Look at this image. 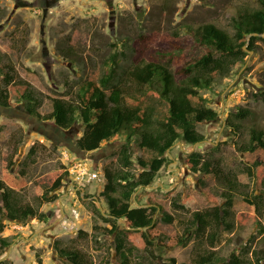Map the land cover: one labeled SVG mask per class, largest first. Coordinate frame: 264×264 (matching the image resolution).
<instances>
[{"label": "rangeland", "instance_id": "374dc122", "mask_svg": "<svg viewBox=\"0 0 264 264\" xmlns=\"http://www.w3.org/2000/svg\"><path fill=\"white\" fill-rule=\"evenodd\" d=\"M260 6L257 0H0V60L1 63H12L20 77L31 82L43 97L38 110L47 113L51 110L50 96L64 95L68 90L66 82L76 87L77 82L90 75L109 73L112 65L122 80L130 82L128 71L150 58L175 70L180 61L166 57V50L172 49L175 43L170 38L173 30H179L183 51L188 57L199 46L187 27L196 28L211 22L233 34L231 18L239 11ZM255 44V49L251 53L248 51L228 76L221 77L212 87L200 90L207 100L206 105L217 111L218 116L197 123L203 140L194 144L179 140L167 151V161L148 186V189L157 190L159 198L164 192H169L170 196L193 193L194 209L211 204L198 188L199 174L191 172L184 161L189 149L221 159L227 169L242 171L246 162L238 145L248 138L250 125L262 127L264 123V37L257 39ZM113 58L117 63L112 62ZM13 101V106L0 105V178L7 153L17 150L13 168L25 166L26 169L25 182L19 193L24 200L36 204L37 187H49L64 171L65 154L78 155L75 153L78 149L76 140L84 125L77 120L72 126L62 128L53 120L30 114L24 101ZM129 101L139 103V100ZM239 107L248 108L251 113L245 118L233 119L242 124L234 135L225 119ZM125 137V132H119L102 141L96 150L79 151V156L87 157L100 171V178L86 186L82 195L81 189L75 187L67 175L57 190V199L40 204L39 210L47 214L44 220L33 218L20 223L4 218L5 228L0 235L8 237L10 244L0 248V260H7V264H39V256L41 264H69L57 250V247L66 246L88 253L93 264L117 263L116 231H108L111 223L102 219L99 213L101 210L108 216L106 199L100 193L106 181L103 168L116 170L122 167L117 154ZM33 143H38L39 149L30 160L27 152ZM130 147L132 161L125 168L137 174L142 167L136 157L143 152L134 139ZM210 187L215 191V185ZM164 204L174 220L171 224L159 220L160 226L169 235L182 234L191 214L174 209L169 203ZM72 206L79 209L80 220L73 229L60 228L62 211L68 214ZM155 216L159 218L160 214ZM80 229L85 234L79 233ZM117 229H126L123 219H118ZM191 234H187L186 245L178 244L172 249L155 246L157 260L175 257L179 263L194 264L196 249L201 250L206 243L201 244ZM220 235L213 248L218 255L226 257L235 251L239 256L253 260V250L264 251V209L261 214H252L239 208L234 214L233 229H223ZM131 258L133 264L153 262L138 252Z\"/></svg>", "mask_w": 264, "mask_h": 264}, {"label": "trees", "instance_id": "16d2710c", "mask_svg": "<svg viewBox=\"0 0 264 264\" xmlns=\"http://www.w3.org/2000/svg\"><path fill=\"white\" fill-rule=\"evenodd\" d=\"M257 1L260 7L239 11L231 18L233 34L211 22L196 28L187 27L194 43L199 46L188 57L183 51L179 30H173L170 38L175 43L171 45L172 49L166 50V57L180 61L177 69L172 70L166 63L150 58L128 71L131 81L127 82L121 79L115 65H112L109 73L90 75L77 82L76 87L66 82L68 90L64 95L50 96L51 110L47 113L38 110L43 97L31 82L20 77L12 63H1L0 60V105L13 106V99L24 101L30 114L53 120L62 128L81 121L84 128L76 143L84 152L98 149L102 141L119 132L126 133L117 154L122 167L116 170L103 168L106 181L100 193L106 199L108 216L101 210L99 213L102 219L111 223L108 231H116L114 250L119 260L115 264H133L131 257H135L137 252L153 259L152 264H185L177 262L175 257L167 261L157 260L154 247L163 245L172 249L178 244L186 245L189 232L201 244L206 243L201 250L196 249L194 264H264V251L261 250H253L254 258L251 260L235 251L230 256H220L213 249L221 231L233 229L236 210L245 208L252 214L263 212L264 123L262 127L250 125L248 138L238 145V151L246 162L240 172L227 169L221 159L206 157L199 150L186 152L184 161L191 172L199 174L198 188L211 203L207 207L194 209L196 199L193 193L170 196L169 192H164L159 198L157 190L148 189L167 161L166 153L172 145L179 140L189 144L203 140L197 123L217 118V111L206 105L207 100L200 90L210 88L221 77L228 76L233 66L244 59L248 54L243 47L248 34L258 33L251 35L247 49H255L256 40L263 39L264 0ZM111 60L117 63L115 58ZM130 99L139 100V103H132ZM250 113L251 110L245 107L229 113L225 121L232 134L236 135L242 128V124L233 119L245 118ZM132 139L143 152L136 157L142 167L137 174L125 168L132 161ZM38 149L39 144L33 143L27 157L33 160ZM16 151L7 153L0 178V233L5 228L4 218L20 223L33 218L44 220L47 214L39 210L40 204L57 199V190L68 175L66 166H63L64 171L49 187H37L36 204L26 201L19 193L25 182L26 169L25 166L13 168L17 162ZM211 184L215 185V191ZM116 192L119 194L115 195ZM133 202L136 205H132ZM164 203L191 214L182 234L169 235L160 226L159 220L167 224L174 220ZM156 213L160 214L159 218ZM119 218L124 220L126 229H117ZM79 233L85 234L81 229ZM9 244V238L0 235V248ZM57 250L69 264H93L91 256L78 248L60 246ZM40 261L38 256L39 264ZM0 264H7V260H0Z\"/></svg>", "mask_w": 264, "mask_h": 264}, {"label": "built area", "instance_id": "2783aa9c", "mask_svg": "<svg viewBox=\"0 0 264 264\" xmlns=\"http://www.w3.org/2000/svg\"><path fill=\"white\" fill-rule=\"evenodd\" d=\"M66 170L68 171L73 185L75 187H86L90 185L94 180L100 178V172L94 168L92 163L87 157L69 156L65 154ZM80 220L79 210L72 206L69 209V213H64L59 220V227L63 229H73L77 222Z\"/></svg>", "mask_w": 264, "mask_h": 264}, {"label": "water", "instance_id": "95a60500", "mask_svg": "<svg viewBox=\"0 0 264 264\" xmlns=\"http://www.w3.org/2000/svg\"><path fill=\"white\" fill-rule=\"evenodd\" d=\"M253 34H258V33H257V32H253V33L248 34V35H247V41H246V43H245L244 46H243L244 49L248 50L250 53L252 52V49H247V44H248V41H249L251 35H253ZM261 35L264 37V32L261 33ZM80 150L83 151V150L78 146V149L76 148L75 153L79 154V151H80ZM188 151H192V149H190V150H188ZM83 190H84V189H81V195H82V193H83ZM119 219L122 220V218H119Z\"/></svg>", "mask_w": 264, "mask_h": 264}, {"label": "clouds", "instance_id": "9594fccd", "mask_svg": "<svg viewBox=\"0 0 264 264\" xmlns=\"http://www.w3.org/2000/svg\"><path fill=\"white\" fill-rule=\"evenodd\" d=\"M190 150V149H189ZM193 150V149H192ZM76 156V155H75ZM78 157H83V156H79V154L77 155ZM94 168H96V167H94ZM97 169V168H96ZM100 172V171H99ZM68 175H69V173H68ZM75 186V185H74ZM78 188V187H77ZM85 187H80V189H84ZM81 191V190H80ZM84 193V192H83ZM82 193V194H83ZM78 209V208H77ZM79 210V209H78ZM80 212V211H79ZM65 212H63L62 211V215L64 214Z\"/></svg>", "mask_w": 264, "mask_h": 264}]
</instances>
